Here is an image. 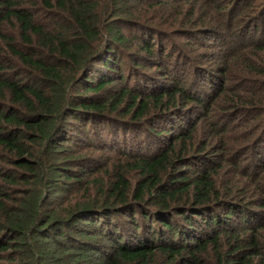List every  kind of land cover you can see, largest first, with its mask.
I'll list each match as a JSON object with an SVG mask.
<instances>
[{"label":"trees","instance_id":"1","mask_svg":"<svg viewBox=\"0 0 264 264\" xmlns=\"http://www.w3.org/2000/svg\"><path fill=\"white\" fill-rule=\"evenodd\" d=\"M0 264H264V0H0Z\"/></svg>","mask_w":264,"mask_h":264},{"label":"rangeland","instance_id":"2","mask_svg":"<svg viewBox=\"0 0 264 264\" xmlns=\"http://www.w3.org/2000/svg\"><path fill=\"white\" fill-rule=\"evenodd\" d=\"M173 41L175 44H177L179 47L182 46L183 40L179 38L178 36H173Z\"/></svg>","mask_w":264,"mask_h":264}]
</instances>
